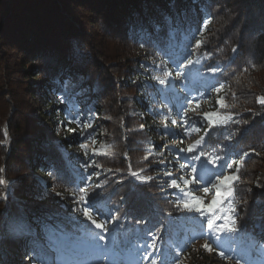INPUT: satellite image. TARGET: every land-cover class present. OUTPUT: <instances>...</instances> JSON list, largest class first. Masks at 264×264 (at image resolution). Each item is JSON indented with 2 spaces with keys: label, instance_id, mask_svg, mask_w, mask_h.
<instances>
[{
  "label": "trees",
  "instance_id": "obj_1",
  "mask_svg": "<svg viewBox=\"0 0 264 264\" xmlns=\"http://www.w3.org/2000/svg\"><path fill=\"white\" fill-rule=\"evenodd\" d=\"M74 6L100 16L110 33L138 53L123 57L128 64L114 73L105 71L91 45L76 58L71 40L84 31ZM0 15V36L29 59L26 68L35 74L23 81L32 82L33 98L49 119L41 127L7 123L10 151L0 144V153L7 160L10 189L3 199L0 184V264H49L42 245L52 251L55 264H93L105 253L126 264H183L173 252L187 251L184 259L198 264L187 244L199 239L214 242L222 259L264 264V162L256 166L264 156V104L259 103L264 84L256 76L264 71V0H0ZM117 85L130 92L119 96ZM204 100L208 105L201 115L186 117L183 109L200 107ZM107 111L113 119L105 123ZM206 113L218 115L209 120ZM132 123L138 140L125 152L120 137L123 130L131 133ZM107 132L116 138L115 161L123 168L100 182L104 162L82 142L104 146ZM173 138L179 145L167 147ZM74 145L81 151L72 157L66 150ZM139 153L147 160L141 171L134 166ZM166 157L174 166L157 165ZM175 166L177 176L142 182ZM225 175L234 177L231 194L221 197L222 208L234 210L233 231L218 230L219 209L208 208L216 196L213 184ZM247 178L250 197L241 212ZM62 179L65 188L57 184ZM197 181L211 186V198L198 192ZM89 182L94 190L86 191ZM171 209L185 216L163 224ZM85 210L107 231L97 229ZM198 220L207 223L206 230L197 227ZM10 224L29 236L8 232ZM173 229L185 245L172 240ZM123 236L126 245L120 244Z\"/></svg>",
  "mask_w": 264,
  "mask_h": 264
},
{
  "label": "rangeland",
  "instance_id": "obj_2",
  "mask_svg": "<svg viewBox=\"0 0 264 264\" xmlns=\"http://www.w3.org/2000/svg\"><path fill=\"white\" fill-rule=\"evenodd\" d=\"M74 12L76 13V18L78 22L80 23V26L83 28L84 34L87 40V47H86V42H83V36L82 37H74L71 40L72 43V48H73V54L77 58L79 55L84 54L87 52V49L90 48L89 45H91V51L93 54L98 57L99 61H101L102 65L105 67V71L109 70L110 72L114 73L118 70H120L124 65H127L128 62L123 60V57H125L128 54H134L138 53V48L132 45L129 41H126L125 39H122L121 37H118L117 35L115 36L113 33H110L108 31V25L105 22L103 25V20L100 18L98 15L92 14L90 9H85L83 7H76L74 6L73 8ZM100 18V19H99ZM0 19L2 22L4 21V16L0 15ZM1 22V24H2ZM79 26V27H80ZM78 27V28H79ZM100 27V29H99ZM12 46L10 45L9 41H6L5 39L3 40L2 37L0 36V144L6 148L7 153L10 151V143L12 142V137L8 131L7 128V123L11 124V127L14 123V121L17 123V125H22L25 121L27 123L29 122H34L36 123L39 127L43 124H47V121L49 119L46 118V116L43 113V109L40 103H38L32 95V82L29 81H23L24 78H27V76H33L35 73H31L28 71V68H26V65L29 62V59L26 57L22 56L20 54L19 48L12 49ZM148 48V47H146ZM150 52V50H149ZM25 66V70H22ZM32 74V75H31ZM257 79L264 84V71H260L256 73ZM176 79H179V77H176ZM114 82H117V79L114 78ZM121 88L116 86V93L120 96L122 92L128 93L130 91L128 90H123L121 92ZM202 105L199 106H190L187 109H183V111L186 114V117L189 115L193 116H199L203 111L207 109L208 101H202ZM134 114H138L136 110H134ZM113 119L112 114L110 111H107V115L105 118V123L106 122H111ZM124 119V117H122ZM178 119H174V122H177ZM124 121V120H122ZM124 125V124H122ZM10 127V128H11ZM136 127L137 125L135 123H132L130 125V131L125 132L123 130L121 141L123 143V147L127 152V149L129 150V144H134L136 143V140L138 138L134 135L136 133ZM9 128V129H10ZM139 128V127H138ZM181 128V125H178L175 127V130H179ZM11 130V129H10ZM106 131H110V129L107 127ZM130 137H129V135ZM109 137L108 140H106L105 145L101 147H93L90 146L88 143L82 142L83 146H86L90 150H92L94 153L99 154V160L101 162L103 161L104 163L102 166H104L101 169V173L103 176L99 179L100 182L105 180V176L112 173H115L116 171L114 169H121L120 167L123 168L122 165H120L117 161H115V148H116V138L111 137L110 133L107 132V137ZM138 136V135H137ZM106 137V138H107ZM139 137V136H138ZM119 138V139H120ZM195 138L193 137L191 139H182L181 142L183 145H188L189 143L194 142ZM179 140L176 138L171 139L170 141H166L165 145L167 147H177L179 145ZM81 148L74 145L72 148H69L66 150V153L70 156H74L76 154H80ZM264 157V156H263ZM263 157L259 160L257 163L258 166H262L264 159ZM134 158H136V162H134V166L141 171L143 167L146 165L147 160L143 159L144 157L142 156V153L135 154ZM2 160V161H1ZM6 159L5 156H3L0 153V184H1V189H2V198L5 199L4 192L6 189L9 188V183H7V178L5 175V164H6ZM174 161L171 160L170 158L168 159L167 157L164 160H160L157 165L160 166H167L171 165L174 166ZM126 168H128V172L130 173L129 169V164L127 163L125 165ZM177 167L175 166L171 173L166 174L164 172H157L156 175L150 176V177H145V179H142V182H152L155 179L159 180H164L167 176L174 177L177 176L178 170H176ZM23 170V169H22ZM86 170V169H85ZM89 171H93V169H88ZM108 171V172H107ZM187 170H183V172H186ZM107 172V173H106ZM93 173V172H91ZM22 172L19 171V173H16L18 176L17 178L20 179L22 178ZM31 174V173H29ZM33 176V175H32ZM131 173H130V178H131ZM39 179L42 181L46 182L48 180H45L44 177L37 175ZM133 178V177H132ZM26 180V179H25ZM60 181H57V184H60L58 186L65 188V181L62 179ZM13 182V181H12ZM25 182H29L28 179ZM245 185L242 187L246 189L245 196L243 195L242 199V210L243 212L248 206L249 202V197H250V180L249 178L244 180ZM254 182V181H253ZM65 183V184H63ZM77 185H83V182L76 183ZM92 183H86V191H91L94 190L92 189V186H90ZM254 185V184H253ZM69 186V185H68ZM84 186V185H83ZM207 187L209 189L207 195L208 198L212 197L211 194V186L205 185L204 183H201L200 181H197L196 183V188L198 189V192L204 191V188ZM103 190V188H101ZM243 189V190H244ZM107 190V189H106ZM163 190V189H162ZM116 194V193H115ZM114 198V197H113ZM114 202L117 200L114 198ZM162 202L163 207L166 206L169 208L170 203L164 200H159ZM6 202V201H5ZM46 207L54 208V210L59 211L60 208L57 207H52L51 203H45ZM118 207V206H116ZM223 211L219 209L218 213L216 216L220 215H226V214H231L234 216L232 210V205H227L225 208H222ZM163 219V224H166L170 220V218H180L184 217L185 214L182 212H177L173 211L171 209V212H167L164 215ZM221 223V220L217 219V223ZM254 222V223H253ZM253 224L257 223L256 221L253 220ZM11 228L7 229L8 232L15 233L20 236H29V233L25 232L19 225H11ZM107 228V227H106ZM179 235V231L175 229ZM0 233H2V229L0 228ZM170 233H171V228H170ZM192 236L195 238L196 235H198V230L196 227L193 228L191 231ZM172 235V234H171ZM173 237H175V240H178V236L174 233ZM127 240L125 236L121 239L120 244H127ZM182 242V240H181ZM186 243V241H183ZM182 242V243H183ZM42 245V244H41ZM188 249H189V255L194 256V259H198V264H238L236 262V259H222L218 252V249L215 247L214 242L210 241L209 239H199V240H194L191 244H187ZM205 245H208V248H205ZM44 254H45V259L48 261L49 264H55L54 258L51 259L52 251H50L48 248L42 245ZM210 249V250H209ZM188 254V251L186 255ZM186 255L183 253H177V257L179 259H182L183 264H192L188 258H186ZM188 255V257H189ZM12 264H17L13 261ZM93 264H126L123 262L121 259H114L110 258L109 255L106 253L102 255V257L99 260H96Z\"/></svg>",
  "mask_w": 264,
  "mask_h": 264
},
{
  "label": "snow or ice",
  "instance_id": "obj_3",
  "mask_svg": "<svg viewBox=\"0 0 264 264\" xmlns=\"http://www.w3.org/2000/svg\"><path fill=\"white\" fill-rule=\"evenodd\" d=\"M197 43L199 44V41H197ZM161 83H164L163 81H161ZM217 91H219V89H217ZM219 103L223 104V99L221 98L219 100ZM259 103L264 104V98H261L259 100ZM206 116H208L209 120L212 119V116L214 115H218V114H205ZM246 123V121H245ZM71 130V129H70ZM191 150V148L189 149ZM229 168L232 167L231 164L228 165ZM133 175H135V173H133ZM234 179L233 176H228L225 175L223 177H217V181L215 184H213V188L216 189V196L213 198V200L211 201V204L208 205L209 210H215V209H220L221 211H223L222 209V200L221 197L225 196V195H230L231 194V185L229 182H231ZM225 184H227V188L225 192H221V187L224 186ZM209 189L207 187L204 188V192H208ZM196 205H200L201 202L199 200L195 201ZM185 207H189V203H185ZM230 211H234V210H230ZM84 214L86 216H88L89 219L92 220V223L95 225V227L97 229H101L103 228L104 231H107V228L104 227V224L97 222L96 220L92 219L91 216H89L87 210H85ZM214 219H218L221 220L222 222L218 225V230H228V231H233L236 229L237 226V220L235 219V217L231 214H226V215H220V216H216L214 217ZM208 226L209 228H213L214 227V222L213 220H209L208 221ZM151 235V233H150ZM101 239H103V237H101ZM205 248H208V245H205ZM210 250V249H209ZM219 255L223 258L224 257V253L221 252L219 253ZM153 264H155V261H153Z\"/></svg>",
  "mask_w": 264,
  "mask_h": 264
},
{
  "label": "bare ground",
  "instance_id": "obj_4",
  "mask_svg": "<svg viewBox=\"0 0 264 264\" xmlns=\"http://www.w3.org/2000/svg\"><path fill=\"white\" fill-rule=\"evenodd\" d=\"M51 257V259H52V256H50ZM121 260L123 261V259L121 258ZM124 262V261H123Z\"/></svg>",
  "mask_w": 264,
  "mask_h": 264
}]
</instances>
